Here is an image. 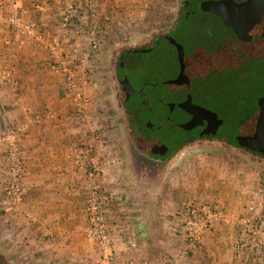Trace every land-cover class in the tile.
Masks as SVG:
<instances>
[{
	"label": "crops",
	"instance_id": "1",
	"mask_svg": "<svg viewBox=\"0 0 264 264\" xmlns=\"http://www.w3.org/2000/svg\"><path fill=\"white\" fill-rule=\"evenodd\" d=\"M13 1L0 0V128L19 130L25 175L23 201L6 209L11 230L23 235L30 249L38 250L36 257L44 264H98L96 246L86 237L90 169L75 158L90 145L103 147L99 139L107 127L100 131V119L110 96H103L95 72L99 51L112 25L120 20L134 23L141 0H18L23 22L35 28L24 44L17 29L4 22ZM52 65L59 69L52 70ZM70 75L90 98L87 112L97 129L77 117L67 85ZM104 134L110 143L113 134ZM4 142L0 196L6 176ZM103 150L107 179L117 180L121 166L108 154V145ZM182 150L178 153L184 154ZM177 164L185 176L184 195L210 199L217 194L224 218L203 232L199 248L186 252L180 209L136 207L124 219L132 235L116 236L122 240L116 242L119 264H264V232L247 237L244 221L258 223L264 217V196L259 193L263 172L248 159L239 163L222 155ZM130 239L137 247L131 248Z\"/></svg>",
	"mask_w": 264,
	"mask_h": 264
},
{
	"label": "rangeland",
	"instance_id": "2",
	"mask_svg": "<svg viewBox=\"0 0 264 264\" xmlns=\"http://www.w3.org/2000/svg\"><path fill=\"white\" fill-rule=\"evenodd\" d=\"M139 3L140 6L135 9L137 14L133 16L136 17L134 23H123V20H120L118 24H110L112 27L106 32V39L104 38L102 49L99 51L100 58L97 59L98 65L95 69L99 75L98 82L102 87L101 91H105L103 96H110V103L107 104L104 109L105 114L100 119V131L107 127L103 132V138L99 139L103 147L99 146L97 149H101L105 157L106 152L103 149H106L108 145L110 147L108 154L121 166L116 171L119 179L116 177L117 180L108 179L107 182H101L104 187H109L113 183L114 202L110 216L114 222L123 224L124 219L126 220V216L130 215L133 209L145 207V205L150 209L173 206L180 211L191 205L195 209L206 206L211 208L209 216H211L213 225L215 220H220L225 216L222 201L215 193L210 199L201 194L193 198L191 195L188 197L184 195L185 176L177 163L178 161L184 163L185 159L195 160L210 156L214 158L222 155V157L234 158L239 163L248 159V164L260 169L264 175V157L250 154L219 139L228 137L233 142L238 137L253 133L255 122L253 118L256 112L254 106L245 97H261L264 93V56H262L264 49L260 51V45H264V42L259 43V46L235 43L232 35L224 31L223 37L219 38L232 46L228 53L223 54L222 52L223 59L220 60L219 72L228 82L216 83L206 77L204 90L210 95L220 97H193V100L197 105L217 113L226 122L225 127L219 131L218 139H199L190 144L187 151L183 149L186 153L185 151L184 154L177 153L167 162H158L150 158L154 145L166 144L167 149L171 151L179 139H193L197 137L199 131H186L181 128V125L187 122V116L180 109L177 108L174 112L169 111V104L181 101L184 98L181 96L187 88L168 84L178 71L175 50L167 43L159 47V42H156L173 30L180 18L182 4L180 0H141ZM202 15L197 14L198 17ZM152 43L154 45L151 52L146 54L140 62L138 61L140 66L137 68V71L147 81L148 91L145 92L149 93V97H131L132 101L129 102L127 108L116 78L118 57L123 51L145 49ZM186 50V62L189 64L187 73H191L190 67L197 66L201 61L212 62L214 61L212 58L218 59L221 54L217 53L216 57H211L198 46L189 48L186 45ZM207 70L204 69V72L208 74ZM191 75L194 76V73L192 72ZM130 77L136 84L135 87L140 86L137 85L139 82L143 84V79L135 73ZM206 92L203 91L207 94ZM226 94H232L234 97L227 98ZM248 107L252 110L251 119L247 125H241L240 109H248ZM226 112L230 119H225ZM255 125L256 122L254 128ZM106 131L113 134L112 141L109 139L108 144H106L108 136L104 134ZM134 141L142 149L141 152L136 148ZM257 158L260 160L252 161ZM4 167L6 169V166ZM5 179L6 176L3 178L4 192L0 196V262L2 264H44L36 257L38 250L30 249L23 235L20 233L14 235L16 229L11 230L8 217L10 211L7 212L6 209L12 210L14 202L5 196ZM259 183L260 197H263L264 176ZM189 198L192 200L190 201ZM182 221L184 222V215ZM258 223L262 225L261 234L264 232V217L259 219ZM128 225H130L129 221ZM182 226L183 223H181ZM245 234L251 238L256 237L259 232L255 234L247 230ZM95 248L99 255L98 264H102L100 252L97 246ZM38 254L42 255L41 250Z\"/></svg>",
	"mask_w": 264,
	"mask_h": 264
},
{
	"label": "built area",
	"instance_id": "3",
	"mask_svg": "<svg viewBox=\"0 0 264 264\" xmlns=\"http://www.w3.org/2000/svg\"><path fill=\"white\" fill-rule=\"evenodd\" d=\"M18 0L12 2L10 14L4 19V22L15 29L23 37L21 44H24L28 37L35 33L33 24L24 23L22 14L18 7ZM92 15L95 14L96 8L92 7ZM96 46V45H95ZM52 70H58V65H52ZM7 74H4L6 76ZM67 85L70 94L74 96L75 112L77 117L84 122L92 124V129H97V124L91 121V117L87 110L90 106V98L81 92V87L74 79V76L67 77ZM19 130H2L0 128V144L4 142L5 161H6V188L5 196L10 198L14 203H21L23 198V180L25 175V166L21 156L20 146L17 141ZM76 163L80 166L81 162H86V166L90 169V184L88 186L87 198L85 200L86 213V237L95 243L99 252L102 264H119V253L117 250L116 236H131L130 229L123 224L114 222L110 216L114 202L112 185L104 187L102 181L107 182L105 157L101 149L94 148L92 145L81 150L75 158ZM104 166V168L102 167ZM103 168V169H102ZM102 172V173H100ZM101 176V177H100ZM110 182V181H109ZM7 200V199H5ZM185 224L186 252L199 248L201 244L202 234L205 230H209L212 226V220L209 216L211 208L203 206L202 208L193 207L192 205L186 209H182ZM223 213L222 211H220ZM220 213V214H221ZM205 216H204V215ZM222 215V214H221ZM207 216V217H206ZM247 224L248 232L260 233L262 225L252 223L248 219H244ZM183 228V227H182ZM122 241L121 239H119ZM124 243V242H123ZM132 248L137 247L133 239L129 240Z\"/></svg>",
	"mask_w": 264,
	"mask_h": 264
},
{
	"label": "flooded vegetation",
	"instance_id": "4",
	"mask_svg": "<svg viewBox=\"0 0 264 264\" xmlns=\"http://www.w3.org/2000/svg\"><path fill=\"white\" fill-rule=\"evenodd\" d=\"M206 1H218V0H180V3L182 5H181V9H180V18H179L178 22L175 24V26L173 27V30L170 31L168 35H165L164 37H162L160 39V41L164 40L165 38L167 39V41H168L167 44L171 45L173 47V49L175 50V54H176V58H177V62H178V71L170 81L175 80L180 73L178 51H177L176 45L173 43L174 41L177 44H181L184 47L185 62H186V58H187L186 45L184 43L178 41V39L175 38V34H174L177 31V29L180 25V22H182V24H184V23L189 24L190 22L191 23L196 22V20L199 17L196 15V18H195V14L197 12L201 11L202 13H204L203 15L214 17L215 19L220 20L223 23V25H225L220 16L215 15L212 12H208V11L206 12V11L202 10L201 4L203 2H206ZM233 1L236 3H244L247 0H233ZM226 27H228V26H226ZM228 28L230 29L229 32H232L233 33L232 35H235L237 37V40H239V42H244V41L239 39V37L235 34V32L230 27H228ZM188 35H189V37H188L189 39H188V45L187 46H189V48L190 47H197V44L200 42H206V41H203L202 39H200L201 37H203L205 35H213V37H214L213 41H207V43H215L214 46H212V51L210 52V51L206 50L204 53H207L211 57H216L217 53H219L220 46H218V45L221 42L219 40V35L221 36V32L219 30H214V29L191 30V31H189ZM195 35L197 37H198V35H200V38L196 39L194 37ZM262 39H264V38H262ZM262 39H260V40H262ZM260 40H258V41H260ZM258 41L254 42V43H257ZM158 42H159V40H158ZM248 43H250V42H248ZM151 50H152L151 48L150 49L145 48V49H133L130 51L134 55V57L138 58V60H139L140 58L143 59L146 54L151 52ZM196 58H194V59H196ZM212 59H214V61H212V62L201 61L200 64H198L197 66L190 67L191 73L193 72L194 76H192L190 72L187 73V69H188L189 64H187V62H186L185 74L188 76V78L190 80L189 84L178 85L175 83H170V82L168 83V84L176 85L178 87L187 88V91H185L183 93V95L181 96V97H184L181 101H178L177 103H172V104L170 103L169 104V111L174 112L177 108L180 109L181 112H183V114L185 116H187V122L191 120L192 116L190 114H188L187 112H185L184 110H182L181 108H179L176 104L183 102L189 95L192 98L193 97H220V96L210 95V93H207L206 90H204V87H205L204 85L206 84V83H204L205 82L204 80H206V77H208L212 81H215L216 83L220 82V78L224 77L219 72V70L221 69L220 60L217 58H212ZM139 66H140V63L138 62L136 64H132L129 67L125 66V68H124V66H123L122 68H118V67L116 68V78H117L118 84L120 86L121 92L123 93L124 98H125V101H123L124 104L129 105V102L132 101L131 97H149V93L145 92V91H148L146 88V84H147L146 82L147 81L143 77V75L137 71V68ZM120 69H121V71L124 70L122 72V74H120V72H121ZM204 69H206V70L209 69V71L207 70L208 74L204 72ZM213 70H217V71L214 72ZM134 73L143 79V84L140 82L137 83V85H140V86H138V88L134 86L136 84H134L132 82L131 77H130V75L134 74ZM201 89H202V91H201ZM203 91L206 92L207 94L203 93ZM143 102H141V104ZM193 103L196 104L194 102V100H193ZM172 105H175V106L171 108ZM224 124L225 123H223V125L219 128L216 136L218 135L219 131L222 129ZM207 125H208V122H205L203 126H198L192 130H198L199 132L197 134V137H200V136H202V133L204 132V130L207 128ZM189 139H185V140H189ZM182 140H184V139H182ZM178 141H180V139ZM178 141H177V143H178ZM166 146H167L166 144L154 145L151 155L152 156L153 155H161V156L167 155L170 151L167 149ZM0 264H2V263L0 262Z\"/></svg>",
	"mask_w": 264,
	"mask_h": 264
},
{
	"label": "water",
	"instance_id": "5",
	"mask_svg": "<svg viewBox=\"0 0 264 264\" xmlns=\"http://www.w3.org/2000/svg\"><path fill=\"white\" fill-rule=\"evenodd\" d=\"M203 11L212 12L222 18L224 24L230 27L240 40L254 43L264 38V0H247L244 3H236L233 0L206 1L201 4ZM176 45L180 73L170 83L178 85L189 84L190 80L185 74V51L181 44ZM179 108L192 116L191 120L181 125L186 131L203 126L208 122L202 135H216L224 120L218 117L214 111L196 105L189 95L183 102L176 104ZM259 114L252 134L238 137V143L243 149L264 154V94L257 101ZM175 105H172L174 107Z\"/></svg>",
	"mask_w": 264,
	"mask_h": 264
},
{
	"label": "trees",
	"instance_id": "6",
	"mask_svg": "<svg viewBox=\"0 0 264 264\" xmlns=\"http://www.w3.org/2000/svg\"><path fill=\"white\" fill-rule=\"evenodd\" d=\"M198 13H200V14H204V13H202L201 11L200 12H197L196 14H195V18H196V15L198 14ZM207 29H214V30H219L220 32H221V36L219 35V37L221 38V37H223V35L225 34L224 33V31H226L227 33H229L230 35H232L233 33L232 32H229L230 31V29L228 28V27H226L225 25H223V23L220 21V20H218V19H215L214 17H210V16H206V15H202V16H200L197 20H196V22H193V23H184V24H182V22H180V25H179V27H178V29H177V31L174 33L175 34V38L176 39H178V41H180V42H182V43H184V44H186V45H188V37H189V35H188V33H189V31H191V30H207ZM225 29V30H224ZM196 39H199L200 38V35H198V37L195 35L194 36ZM232 37H233V39H234V41L233 42H235V43H239V40H237V37L235 36V35H232ZM213 35H205V36H203V37H201L200 39H202L203 41H206V42H200V43H198L197 44V46L198 47H201V50L202 51H206V50H208V51H212V46H214V44L215 43H207V41H213ZM219 38V40L221 41L220 42V44L218 45V46H220V49H219V53H221L220 54V56H219V60H222L223 59V57H222V55L224 54V52H226V53H228V50H229V48L232 46V45H230L229 43H226L225 41H223V40H221ZM156 42H158V40L156 41ZM168 41H167V39L165 38L164 40H162V41H159V47H163L164 46V44H166ZM261 42H264V39H262V40H260V41H258L257 43H248V42H240V43H246L247 45H256V46H259V43H261ZM155 43V42H154ZM154 43H152V45L151 46H149V47H145V48H148V49H150V48H153V45H154ZM231 43V42H230ZM232 44V43H231ZM259 48V47H258ZM260 51H263V49H264V45H260ZM206 49V50H205ZM222 52H223V54H222ZM261 54H262V52H261ZM262 56H264V54H262ZM141 59V58H140ZM140 59L138 60V58H135L134 57V55L131 53V51L130 50H127V51H123L122 53H121V55L118 57V60H117V67L118 68H122L123 66H124V68H125V66L126 67H129V66H131L132 64H136V63H138V61L140 62ZM120 71H121V69H120ZM124 70H122L121 72H120V74H122V72H123ZM228 82L227 80H226V78L225 77H223V78H220V82ZM149 84V83H148ZM264 94V93H263ZM263 94H261V96L263 95ZM225 97H227V98H229V97H234L232 94H226L225 95ZM248 99L250 102H251V104L254 106V109H255V112L256 113H254V115H255V118H253V120L256 122V120H257V118H258V114H259V107H258V105H257V101H258V98L259 97H245V99ZM127 105V104H126ZM128 106L129 105H127V108H128ZM240 124L241 125H247L248 124V121H249V119H251V116L250 115H252V110H251V108L250 107H248V109H240ZM224 117H225V119H230V116H229V114L226 112V114L224 115ZM221 118V117H220ZM222 119V118H221ZM224 120V119H223ZM255 122H254V124H255ZM224 123H226V122H224ZM254 124H253V132H254V130H255V128H254ZM223 127H225V124H224V126ZM222 127V128H223ZM203 138H210V139H218V137L216 136V135H202V136H200V137H195V138H193V139H189V140H180V141H178V143H176V145H175V147H173V149L167 154V155H165V156H161V155H153V156H149L152 160H155V161H158V162H167V161H169L172 157H174L178 152H180L184 147H186V146H189L190 144H192V143H194L195 141H197V140H199V139H203ZM221 141H223V142H225V143H228V144H230V145H232V146H235V147H237V148H239V149H242V150H244V151H246V152H249L250 154H254V155H256V156H260V157H264V154H261V153H257V152H254V151H252V150H250V149H243L240 145H239V143H238V140L236 139V141H231V140H229L228 139V137H225V138H223V137H221V138H219ZM134 144H135V146H136V148L141 152L142 150H141V148L139 147V145L134 141Z\"/></svg>",
	"mask_w": 264,
	"mask_h": 264
}]
</instances>
